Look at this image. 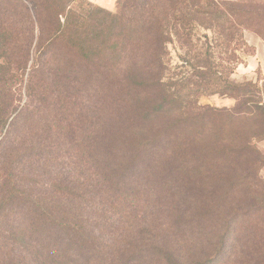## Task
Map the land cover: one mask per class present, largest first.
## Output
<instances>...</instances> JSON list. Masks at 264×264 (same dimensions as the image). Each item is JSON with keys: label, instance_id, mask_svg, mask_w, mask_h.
I'll return each mask as SVG.
<instances>
[{"label": "trees", "instance_id": "1", "mask_svg": "<svg viewBox=\"0 0 264 264\" xmlns=\"http://www.w3.org/2000/svg\"><path fill=\"white\" fill-rule=\"evenodd\" d=\"M118 3L81 15L62 0H0V264H219L225 235L209 255L188 242L206 240V216L227 194L187 207L170 196L177 183L244 189L264 204V78L231 80V44L245 46L239 29L253 14L203 0ZM174 43L181 75L170 74ZM214 95L234 107L198 104ZM159 191L158 223L145 216ZM254 204L240 248L260 241Z\"/></svg>", "mask_w": 264, "mask_h": 264}, {"label": "rangeland", "instance_id": "2", "mask_svg": "<svg viewBox=\"0 0 264 264\" xmlns=\"http://www.w3.org/2000/svg\"><path fill=\"white\" fill-rule=\"evenodd\" d=\"M37 3V0H32ZM63 3H69L71 8L78 14L84 15L88 10L94 7L100 8L110 13H117L119 11L118 0H62ZM215 4H221L223 9L226 10H243L250 11L253 14V22L249 30L239 29L241 32V40L244 45L239 44L237 41L231 44V49H237L234 70L231 74V80L235 83H242L245 81H255L259 79L260 82L264 78V0H203ZM31 5V4H30ZM29 9L33 11V6ZM39 6H37V9ZM42 17L46 18L45 12H42ZM234 29L240 28L235 24H232ZM42 30H46L50 27L47 22H40L37 25ZM200 36L203 30H199ZM208 33V32H205ZM209 34V33H208ZM210 36V35H209ZM196 38V37H195ZM198 39V38H197ZM200 41H193L194 45L200 46V43H204V37L199 39ZM179 45L174 43L168 46L169 59H170V74L176 73L181 75L182 70L178 68L181 64L180 56L182 51L179 49ZM198 104L201 106H211L219 109H230L235 105L234 100L229 98L214 96H203L198 99ZM256 149L260 154L262 160L259 167L258 177L264 182V139L256 142ZM158 183V182H157ZM178 191H172L171 197L176 196V202L180 205L189 206H204L210 207L213 199L216 195L227 194L226 200L220 205L218 210L209 212L206 216V240H194L188 242L189 245L194 247V253L196 255H209L214 252L216 247V238L220 235H225L227 239V247L224 250V256L220 258L219 264H264V214L259 217L258 213L254 214L251 218V224L258 227L261 236L259 239H248L247 242L252 241L248 245L249 249L239 247V240L235 242V234H242L245 227L241 222L242 214L245 215L247 221L250 220L251 211L255 208V201H257V212L264 213V204H261L260 197L257 195H251L244 189L225 188L221 191H211V188H199L191 186L188 182H178ZM202 189V190H201ZM206 189V190H203ZM236 190V191H234ZM168 201V195L165 192L159 191L158 197L154 199L150 209L146 210L149 221H158L160 219V203L165 204ZM238 215V216H236ZM235 216V217H234ZM142 217V216H141ZM229 221V222H228ZM236 221L234 228H231L232 232L227 234L226 227ZM227 222V224H226ZM245 223V222H244ZM225 224V226H224ZM257 225V226H256ZM236 229V230H235ZM230 230V231H231ZM235 230V231H233ZM239 230V231H238ZM253 232V231H252ZM253 237L255 238L254 233ZM184 237H180V241L183 242ZM261 242V243H260ZM196 245V246H194ZM205 250V252H203ZM189 259V257H186Z\"/></svg>", "mask_w": 264, "mask_h": 264}]
</instances>
